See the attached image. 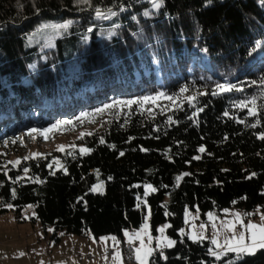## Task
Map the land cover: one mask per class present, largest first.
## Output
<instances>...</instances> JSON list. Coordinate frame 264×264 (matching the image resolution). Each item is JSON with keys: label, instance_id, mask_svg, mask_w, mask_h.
<instances>
[{"label": "trees", "instance_id": "trees-1", "mask_svg": "<svg viewBox=\"0 0 264 264\" xmlns=\"http://www.w3.org/2000/svg\"><path fill=\"white\" fill-rule=\"evenodd\" d=\"M96 8L116 15L97 19ZM261 81L264 0H163L159 10L150 0H0V215L21 217L33 205L32 219L59 242V231L101 237L140 228L149 207L152 232L169 222L176 241L150 264H264V250L217 260L210 241L180 235L187 208L203 218L264 212ZM219 84L243 90L212 95ZM58 123L45 140L40 133ZM82 130L89 134L73 147L4 167L21 134L50 142ZM101 182L104 192L94 193ZM148 184L155 191L145 195Z\"/></svg>", "mask_w": 264, "mask_h": 264}, {"label": "rangeland", "instance_id": "rangeland-1", "mask_svg": "<svg viewBox=\"0 0 264 264\" xmlns=\"http://www.w3.org/2000/svg\"><path fill=\"white\" fill-rule=\"evenodd\" d=\"M87 131L88 130H82L71 135L59 136L50 142H37L34 138H29L21 134V137L16 139L18 152L15 153V156H13L4 167L13 165L12 162L14 161H21L22 157L32 158V154L34 153H40L42 157H45L50 156L53 151L62 152L58 150L60 146H64V150L73 147V144L80 137L84 134H89ZM151 186L154 188L153 185ZM94 188H96V191H93ZM93 189L92 191L94 193H103L105 190V183L101 182L96 184ZM151 192L153 191L148 189V194ZM31 206L32 207L27 206L23 209L21 217H17L12 210L0 215V264H121L120 261L114 259L116 252L121 254L122 264H127L121 251H115L113 254H110L108 252L110 247H108L106 242H100L105 241V238L108 239L112 237V235L95 237L89 233L86 236H79L59 231L58 235L61 236V240L57 242L53 237L54 229L51 226L44 227L39 221H34L32 219L35 214V209L33 205ZM209 213L213 214L214 219L211 221L209 220ZM235 213L241 215L244 225H247L249 222L257 225L264 224V221L261 220V217L264 216V212H260L259 210H257L256 215L253 216V213L247 215L242 210L230 208L224 210L221 215L216 211H209L203 218L198 209L193 210L187 208L184 214L185 225L180 231V235L181 232H183L184 235H181V237H193V239L189 238L192 241L208 240L211 242V240L215 238L219 241L220 245H223L225 239L231 238L233 235V233L228 232L223 225L230 221L235 222ZM150 216V208L147 207L144 224L137 229L125 230V232H128L129 236L132 237L133 243H136L134 249L139 248L141 244V239L135 238L137 233H140L144 245L151 248L153 253L155 251L162 252L167 248H171L157 247L160 243L166 244L164 237L173 240L167 234L169 227L165 228L163 235L159 232L160 228L165 225H170L169 222L160 224L157 227V232L153 233L150 226ZM213 223L215 224V228L213 227ZM201 224L205 225L203 229L200 227ZM235 232L237 235H239L240 232H245L246 243L251 242L247 239L248 233L245 227H242L239 223L236 225ZM126 240L128 241V237ZM116 248L117 245L110 249ZM90 251L93 255L92 259L85 257V254ZM213 251L223 252L224 249L217 245H213ZM21 253H23V255H21ZM153 253L148 257L147 264H150ZM78 254L81 255L78 256Z\"/></svg>", "mask_w": 264, "mask_h": 264}, {"label": "snow or ice", "instance_id": "snow-or-ice-1", "mask_svg": "<svg viewBox=\"0 0 264 264\" xmlns=\"http://www.w3.org/2000/svg\"><path fill=\"white\" fill-rule=\"evenodd\" d=\"M150 2L152 4V7L154 9H157V10H159L162 7V4H163V0H150ZM75 3L77 5L84 4V5H88L89 7H91V0H75ZM121 10L123 11V8ZM105 11H106L107 14H105V12H102L101 9L96 8L95 9L96 18L97 19H108L111 16H115L116 15V13L113 12L111 9H106ZM145 15H148V13L146 12ZM70 25H71V22L65 23V24H62V25H54L53 27L57 28V29L63 28V29L66 30L67 28L70 27ZM91 30L92 29L89 28V31H91ZM257 46L259 47V45H257ZM253 83H255V82H253ZM261 83L264 84V81H261ZM233 90L242 91L243 89L238 88V87H236L234 85L219 84V85H217V90L212 92V95H218V94H221L223 92H231ZM185 91H187L186 88H182L181 89V93H183ZM203 94H205V93H201V95H203ZM164 95H165L164 93H159L158 96H153V97L145 96V97L141 98L140 101H136V100H127V101L116 100L112 104L105 105L104 108L98 109L97 111L102 113L103 111H105V109H112L113 107H116V106H119V105H127V106L131 107L133 104H137V103H145V102H148V101L155 102L159 97H162ZM166 98L168 100H173L174 99L171 96H168ZM187 99H188L189 103H192V101L195 99V97L194 96H189ZM251 103H252L253 107L248 108V114H249V116L256 117L257 116V111L255 110L256 109V104H255V99L254 98L251 100ZM193 107H195V105H193ZM238 107H247V105L244 102H241V104L238 105ZM200 111H202V109H200ZM83 115L85 117H87V116H89L91 114L90 113H84ZM225 115H227V113H225ZM77 119H79V117ZM62 123L63 124H69L71 122L70 121H64ZM250 126L251 127H256V124H252ZM60 128H61V124H59V123L58 124H54L50 128L44 129L43 132H41L40 134L45 138V140H47L49 133L53 132L54 130H59ZM36 131H38V130L37 129H32V131L29 132L28 135H32V133L36 132ZM259 138L264 140V135H261ZM101 143H103V140H101ZM58 150L63 151L64 150V146H60ZM79 151H80V153L82 155H84V154H88V152L90 150L87 149V148H81ZM199 151L201 153H203L205 151V149L203 147H201L199 149ZM68 154L71 155V153H68ZM122 154L123 153H121V155ZM32 158L33 159H37V158H44V157H42L40 153H34V154H32ZM199 158L200 157H198V156L194 157V159H199ZM24 159L27 160V159H29V157H24ZM20 163H21L20 160L12 162L13 167H16ZM53 163L55 165H57L58 168L63 169L66 172V169L64 168V165L61 164L58 160H54ZM49 167L51 168L52 165L50 164ZM24 172L27 173L28 169L24 168ZM51 174L54 175L55 173L53 172ZM183 175H188V173H184ZM181 178L182 177H177V181H179ZM13 182L15 183V181H13ZM148 189H151V191H153V192L155 191V189L152 188L151 185H148L147 188H146L145 195L148 194ZM93 191H96V188H94ZM15 195H16L15 189H13V198H15ZM7 207L11 208L12 205H7ZM28 207H32V206L30 205ZM234 215H235V222L230 221L227 224L223 225L227 229L228 232H232L233 233L231 238H226L224 243H223V245H220L219 241L217 239H215V238H213L211 240V243L213 245H217L218 247L224 249L223 252H216V251H213V249H211V248L208 250L209 254L212 255L213 257H215L217 260L221 259V257L223 255H228L229 253L235 254L236 260H240L245 255L254 256L258 251L264 250V224L257 225L255 223L249 222V223H247V225H244L243 221H242V218H241V215L239 213H235ZM208 216H209V220L210 221L214 219L212 213H209ZM261 220L264 221V216L261 217ZM238 223L242 227H245L246 232L248 233L247 239H249L251 241L250 243H246L245 232H240L239 235L236 234L235 229H236V225ZM170 226L171 225H165L164 227L159 229V232L163 235V233L165 231V228L170 227ZM200 227L203 229L205 227V225L201 224ZM213 227L215 228V224L214 223H213ZM181 235L183 236L184 233L181 232ZM125 236L128 237V243L132 244L133 243V239H132V237L129 236L128 232H125ZM135 238L136 239H141L140 247L134 249L135 259L138 262V264H147L148 257L152 255L153 250L151 248L147 247L146 245H144L140 233H137ZM189 238L193 239V237H189ZM110 239L115 241L116 243H119L118 241H116V237H114V236L110 237ZM164 240H166V244L160 243V244L157 245L158 248L172 247L176 243V241L167 239V237H164ZM21 255H23V253H21ZM161 255L163 256V252H161ZM114 259H116L117 261H120L121 264H122V258H121V254L119 252L115 253ZM165 259H166V257H165ZM230 264H235V260L231 261Z\"/></svg>", "mask_w": 264, "mask_h": 264}, {"label": "built area", "instance_id": "built-area-1", "mask_svg": "<svg viewBox=\"0 0 264 264\" xmlns=\"http://www.w3.org/2000/svg\"><path fill=\"white\" fill-rule=\"evenodd\" d=\"M119 238L121 236V234L118 235ZM136 245V243H122L121 246H117L116 249H109V253L113 254L115 251H121L123 253L124 259L126 260L127 264H136L134 257H135V252H134V246ZM78 256H80V254H78ZM88 259H92L93 255L91 254V252H87V256H85Z\"/></svg>", "mask_w": 264, "mask_h": 264}, {"label": "crops", "instance_id": "crops-1", "mask_svg": "<svg viewBox=\"0 0 264 264\" xmlns=\"http://www.w3.org/2000/svg\"><path fill=\"white\" fill-rule=\"evenodd\" d=\"M123 234V236H124V240L125 241H127L126 239H127V237L125 236V232H123L122 233ZM116 237V241H118V242H120V240H119V238H118V235H112V237ZM105 241H100V242H106V244L108 245V247H110V248H112L113 246H115V245H119V243H116L115 241H113V240H111L110 238H105L104 239ZM100 242H99V244H100ZM109 248V249H110ZM91 252V251H90ZM134 260H135V257H134ZM135 263L137 264V262L135 261Z\"/></svg>", "mask_w": 264, "mask_h": 264}, {"label": "bare ground", "instance_id": "bare-ground-1", "mask_svg": "<svg viewBox=\"0 0 264 264\" xmlns=\"http://www.w3.org/2000/svg\"><path fill=\"white\" fill-rule=\"evenodd\" d=\"M118 238H119V236H118ZM119 240H120V242H119V245H118V246H121L122 243H128V241H125V240H124V236H123L122 233H121V236H120ZM108 252H109V250H108ZM80 255H81V254H80ZM85 256H87V253L85 254Z\"/></svg>", "mask_w": 264, "mask_h": 264}]
</instances>
